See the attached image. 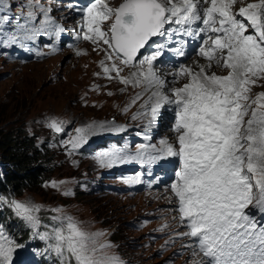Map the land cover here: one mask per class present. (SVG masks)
Returning a JSON list of instances; mask_svg holds the SVG:
<instances>
[{
    "label": "snow or ice",
    "instance_id": "snow-or-ice-1",
    "mask_svg": "<svg viewBox=\"0 0 264 264\" xmlns=\"http://www.w3.org/2000/svg\"><path fill=\"white\" fill-rule=\"evenodd\" d=\"M10 8V0H0V13ZM51 11L39 0H27L11 31L5 25L12 17L0 14V48L33 51L27 42L38 36L58 38L65 29ZM77 11L83 13L88 29L83 39L102 40L111 50L107 59L119 62L108 67L102 61L105 75L112 79L110 73L115 72L124 85H143L131 103L144 95L147 99L132 118L146 117L151 128L163 111L173 114L174 142L165 138L159 147L142 144L135 156L114 149L101 153L98 160L111 167L138 159L151 167L175 158L170 188L181 226L187 229L178 235L189 238L184 247L191 248L193 256L202 257L195 264H264V92L251 95L252 86L264 80V0L246 4L244 0H124L115 9L105 0H92ZM113 17L110 27L102 30L101 25ZM185 37L200 41L196 55L205 63L197 62L198 70L181 64L170 73L172 82L180 76L188 82L168 88L169 81L158 73L156 62L166 51L184 56ZM47 46L57 50L55 45ZM120 65L137 71L123 77ZM62 124L52 119L47 126L61 132ZM105 127L93 122L76 128L66 143L76 149ZM52 187H58L56 182ZM0 203H6L34 236L50 242L48 247L60 264H123L105 251L112 247L110 243H97L102 232L85 231L62 208L49 210L55 215L51 224L43 225L47 231L40 232L41 205L14 199H0ZM23 247L0 225V264H15L14 257Z\"/></svg>",
    "mask_w": 264,
    "mask_h": 264
},
{
    "label": "rangeland",
    "instance_id": "rangeland-1",
    "mask_svg": "<svg viewBox=\"0 0 264 264\" xmlns=\"http://www.w3.org/2000/svg\"><path fill=\"white\" fill-rule=\"evenodd\" d=\"M39 2L52 9L50 15L64 27L63 33L77 37L76 22L71 20L66 2ZM249 2L256 0H244L245 4ZM10 3L11 8L0 13L12 17L5 25L6 31L13 30L17 24L15 17L21 13V6L27 0H10ZM122 3L124 0H115L112 8ZM113 21L114 17L105 21L102 30L106 31ZM44 36L48 37L41 35L34 42H27V47L33 51L16 46L0 48V141L5 140L3 136L6 134L33 139L32 144L38 152L48 155L46 164L51 173L39 187L25 188L18 196L11 192L0 199L41 205V211L37 213L42 221L40 232L47 231L43 225L51 224L50 217L55 215L49 210L62 208L65 214L80 222L85 231L102 232L104 235L97 243H110L112 247L105 251L119 257L123 264H195L202 257L193 256L192 249L184 247L190 243L189 238L178 235L187 229L181 226L173 197L161 194L156 187L146 183L142 178V164L137 159L111 167L98 160L101 153L114 149H123L129 156L137 153L140 145L135 136L141 137L146 145L147 135L136 125L147 118L132 117L142 111L141 105L147 95L135 104L131 103L136 94L143 91V85H124L116 78L115 72L110 73L113 78L109 79L101 62L108 67L119 62L107 59L109 49L102 44L81 43L72 51L56 47L53 52L47 46L52 44ZM37 52L42 55L38 56ZM196 64L193 61L187 66L194 69ZM120 66L123 77H130L133 71H137L131 66ZM211 71L226 74L222 69L213 68ZM180 82L182 87L188 80L181 79ZM260 92H264V80L252 86L253 97ZM52 119L63 122V131L56 132L47 126ZM161 119L163 123L158 119L157 127L165 130L166 116ZM93 122L108 127L97 129L90 135L91 146L89 143L86 149H71L66 142L75 129ZM8 167L10 162L6 161L0 145V170L6 171ZM174 179L171 177L170 182ZM154 181L158 185L162 182L161 176ZM52 182L58 187H52ZM137 182L142 184L133 187ZM65 192L71 194L65 195ZM10 213L15 215L6 203H0V216L13 223L12 218L9 219ZM18 219L22 223L16 228L18 237L33 233L21 218ZM4 231L15 237L12 229L4 228ZM34 249L33 245L20 249L14 257L15 264L28 260L36 262L32 260Z\"/></svg>",
    "mask_w": 264,
    "mask_h": 264
},
{
    "label": "trees",
    "instance_id": "trees-1",
    "mask_svg": "<svg viewBox=\"0 0 264 264\" xmlns=\"http://www.w3.org/2000/svg\"><path fill=\"white\" fill-rule=\"evenodd\" d=\"M6 140L0 141L1 149L4 151L6 161L10 162V167L6 171L0 170V197H7L11 192L15 195H20L25 188L39 187L41 182L46 180L51 169L46 164L48 155L43 152L39 153L37 148L32 144L33 139L28 137H20L19 135H4ZM13 223L8 222L4 217L0 218V224L9 230L14 231L12 237L19 244L27 242L30 239V233H26L25 236L18 237L19 233L16 228H20L21 220L16 215L10 213L9 216ZM17 224V227H16ZM23 225L21 229H23ZM33 241L36 244L37 252L36 258L39 264H52L57 262V255L53 252L48 244L41 242L37 238L33 237Z\"/></svg>",
    "mask_w": 264,
    "mask_h": 264
},
{
    "label": "bare ground",
    "instance_id": "bare-ground-1",
    "mask_svg": "<svg viewBox=\"0 0 264 264\" xmlns=\"http://www.w3.org/2000/svg\"><path fill=\"white\" fill-rule=\"evenodd\" d=\"M114 2H115V0H107L106 4H108L109 7H112V6H114ZM85 33H87V31H85ZM84 34L81 33V37L79 38V40L76 43H74V39H72V36H68V35L63 34V33H61L58 38H56V37L49 38L48 37V40L50 41V43L52 45H55V46H57L59 48L63 47L62 50L66 49V50H71L72 51L73 49H75L77 47V45H79L81 43H89V44H92V45H101L102 44V45L107 47V45H105L102 40L98 41L97 43H93L91 40L83 39V35ZM151 50L152 49H148V51H151ZM109 51H111V50L109 49ZM199 59L202 62H205V60L202 57H200ZM161 63H162L161 59H159V61L156 62V69H157L159 74L163 75L165 73L166 69L164 67H162V65H160ZM145 68H146V65H145ZM194 70H198V69L195 67ZM167 87L168 88H172L174 86L168 84ZM165 107L167 108L168 106H165ZM162 116H166L165 130H161L158 127H156L155 130L151 129V128H148L146 130H147V132L149 134H153L155 137H157L158 133L163 132L165 134L164 137L169 136V133L166 131V129L173 122V119H172L173 114L170 111H163ZM162 122H163V119L160 118V123H162ZM155 139L157 140L159 138H155ZM174 139H175V134L172 137V142H174ZM152 142H154V141L151 140L149 145H151ZM171 160H172V158H170V161ZM173 160L175 161V158H173ZM169 163L170 162H164L163 164H155L154 167H155L156 170H154V171H156V172L151 173V174H147L146 181L152 180L154 177H157V176H162L163 182L159 184V187H158L159 191L164 190L166 192V195L169 196L170 198L173 197V199L175 200V204H177L176 203V198H175V196L172 193L171 188H170V181L169 180H170L171 177L168 175Z\"/></svg>",
    "mask_w": 264,
    "mask_h": 264
},
{
    "label": "water",
    "instance_id": "water-1",
    "mask_svg": "<svg viewBox=\"0 0 264 264\" xmlns=\"http://www.w3.org/2000/svg\"><path fill=\"white\" fill-rule=\"evenodd\" d=\"M76 133L74 132L73 135L71 137H73ZM87 144V143H86ZM86 144H82L80 145L78 148L82 147V146H85Z\"/></svg>",
    "mask_w": 264,
    "mask_h": 264
}]
</instances>
